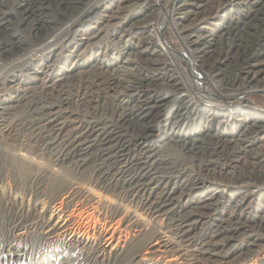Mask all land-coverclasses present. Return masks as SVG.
<instances>
[{
    "label": "bare ground",
    "instance_id": "obj_1",
    "mask_svg": "<svg viewBox=\"0 0 264 264\" xmlns=\"http://www.w3.org/2000/svg\"><path fill=\"white\" fill-rule=\"evenodd\" d=\"M93 1L87 17L81 0H0V264H264V116L224 91L264 92V0H183L174 24L162 0L129 19L135 0ZM114 7L133 53L116 69L86 57ZM218 115L253 124V175L211 173Z\"/></svg>",
    "mask_w": 264,
    "mask_h": 264
},
{
    "label": "rangeland",
    "instance_id": "obj_2",
    "mask_svg": "<svg viewBox=\"0 0 264 264\" xmlns=\"http://www.w3.org/2000/svg\"><path fill=\"white\" fill-rule=\"evenodd\" d=\"M140 2L138 0H135L134 2L136 3ZM154 2H156L155 0H152ZM82 4V13H84L85 16L86 13L88 12L87 9L90 5H93V0H81ZM152 2L151 4L149 2H147L148 6L151 5L154 9V11L159 12V6L158 4L160 3H154ZM183 2V0H162L161 4H163V6L161 7L162 11L159 14V24H161L164 20L163 17H168L170 19V23L174 24L176 21H179V18H181L183 15L179 14L177 12V14H175L173 12V10H175V8L181 4ZM79 3V1H78ZM144 5V6H143ZM146 4H139L136 3L134 6L130 9V11H128L127 18L130 16H133L135 14L139 15H144L146 14V7H148ZM154 5V6H153ZM86 10V11H85ZM116 11V7H114L112 10L108 11L106 16L102 17L101 19L98 18L97 22L99 23L98 28L102 31L99 35H100V40L99 43H96L94 45V47L92 48V51H88L86 52V57L88 60H91L93 57L98 56L100 58V62L104 63H108L110 64L111 68L116 69V68H121L125 62H127V58H130L128 55H132V51L129 49V45L131 43V40L126 38V37H122L119 34L114 35L112 33V30L110 28L111 24L113 23L112 21H110L113 17V13ZM149 11V10H148ZM172 11V13H171ZM99 11H97L94 15L98 14ZM124 13L121 11H119V13L117 14L118 16H121L122 19L125 18L124 17ZM174 13V14H173ZM225 13V12H221L220 16ZM167 14V15H166ZM89 15V14H88ZM93 14L89 15L90 17L94 16ZM130 15V16H129ZM166 15V16H165ZM100 16V15H98ZM110 16V17H109ZM112 16V17H111ZM88 17V16H87ZM95 17V16H94ZM177 17V18H176ZM86 18V17H85ZM128 18V19H129ZM93 20H95V18H92ZM183 23V22H182ZM178 25V24H177ZM176 25V26H177ZM149 34V30L146 32V35ZM165 38L167 43L165 44V46H167L169 49L173 50V51H182L185 47L184 42L182 40H180L175 31L172 29L171 25H169L166 28V33H165ZM62 43H57L56 47H60ZM121 51V52H120ZM60 52V51H59ZM58 52V55H59ZM27 65H34L36 63V58L33 56H27ZM62 58V59H61ZM55 62L61 61V62H56V64L61 67V63L63 61V59H68V57H66L65 54L60 56V59L58 58V56L56 55L55 57ZM77 61L76 57H73L71 59L70 62V66L71 64L75 63ZM180 63L183 65V68H189V63L182 59L180 60ZM184 70V69H183ZM191 76V73H190ZM77 77V76H76ZM205 80V84H209L210 80H208L207 78L204 77ZM186 79L182 81L185 89V93L187 94L188 97L193 98V92L190 91L187 83H186ZM256 87L252 86V84H249L245 81H238L237 84L235 85H226L224 91H227L228 94L233 95V93H236V96H234V99L236 101H234L233 106L238 107V106H244L245 104H247V102H251V105H254L258 110L260 111L259 114L264 116V92H258L255 91ZM1 111V110H0ZM251 111V110H246V112ZM238 114V113H237ZM259 114H255V115H259ZM254 115V116H255ZM17 118V117H16ZM221 118L219 115L216 118V123H219V121H221ZM237 119V118H236ZM15 121V120H14ZM250 123L249 125H247L246 127H242L239 128L237 123L235 122V120L232 121H227V122H220L219 123V127L221 128L222 132H227L228 134H225V140L226 143L223 145L224 147V151H223V161L225 163L222 164V166L220 167V164L218 165V160L216 158H214L212 160V166L211 167V173L217 174L219 175L220 172L222 171H226V167L227 169H229V166H231V164L233 166H235V168L233 169V173L237 174L238 176L240 175L243 178H246L248 174L253 175L254 174V170L251 168V164L249 163L250 159H249V154H246L245 152V145L243 142V138H244V134L248 133L252 130L253 124ZM217 125V124H216ZM214 125L213 129H215L217 126ZM233 128V130L231 129ZM9 129V128H8ZM164 132V131H163ZM161 132H156L157 135H161ZM215 133L214 132H210V135H213ZM4 138L6 139L7 143L12 144L13 138L12 136H14V133L12 131V129L10 128L9 130L4 129ZM12 138V139H11ZM263 144H261L259 146V148H261V151L258 150V155L262 154L264 151V146H262ZM212 149H216L215 145H210ZM251 157V156H250ZM260 157V156H259ZM254 165V164H253ZM252 165V167H253ZM221 168H223L224 170L221 171ZM263 204V202H262ZM134 208H131L130 212H135L133 211ZM137 215H139V212L136 213ZM162 221L163 224H165V220L163 218L160 219ZM20 264H30L29 261H23Z\"/></svg>",
    "mask_w": 264,
    "mask_h": 264
}]
</instances>
